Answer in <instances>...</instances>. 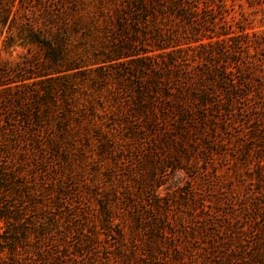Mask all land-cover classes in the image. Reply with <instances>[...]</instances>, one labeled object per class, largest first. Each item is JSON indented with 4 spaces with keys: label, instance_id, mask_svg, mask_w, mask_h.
Here are the masks:
<instances>
[{
    "label": "trees",
    "instance_id": "1",
    "mask_svg": "<svg viewBox=\"0 0 264 264\" xmlns=\"http://www.w3.org/2000/svg\"><path fill=\"white\" fill-rule=\"evenodd\" d=\"M228 15L0 0V264H264V30Z\"/></svg>",
    "mask_w": 264,
    "mask_h": 264
},
{
    "label": "rangeland",
    "instance_id": "2",
    "mask_svg": "<svg viewBox=\"0 0 264 264\" xmlns=\"http://www.w3.org/2000/svg\"><path fill=\"white\" fill-rule=\"evenodd\" d=\"M225 6L228 10V18L234 19L235 22L242 20L245 24V26L248 28L250 31H260L264 30V23L261 19L260 13L255 12V10H252L247 7L245 2L243 0H225ZM19 51L20 49H17L14 53L11 55L1 53L0 54V59L1 60H7L9 62H15L19 58ZM226 168V167H224ZM220 172L226 171V169H222V166H219ZM238 170L241 172V168L239 167ZM230 172V171H228ZM224 174V178H226ZM189 181V177L185 173L177 172L173 175H170L166 184L165 188H169V190H176V189H181L187 188V182ZM233 186V192L235 193V196L237 198H243V196L247 193L250 192L249 190L254 189L255 185L252 186L251 183L248 184V182L245 183H237V182H232L231 183ZM214 189L211 190L213 192ZM164 192H162L163 194ZM210 194H213L215 196V193H210L208 196L211 198ZM243 195V196H242Z\"/></svg>",
    "mask_w": 264,
    "mask_h": 264
}]
</instances>
